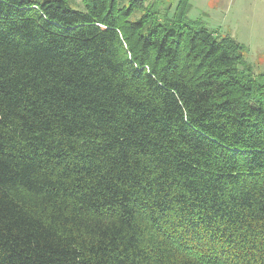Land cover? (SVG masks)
Wrapping results in <instances>:
<instances>
[{
    "label": "trees",
    "instance_id": "obj_1",
    "mask_svg": "<svg viewBox=\"0 0 264 264\" xmlns=\"http://www.w3.org/2000/svg\"><path fill=\"white\" fill-rule=\"evenodd\" d=\"M0 0V264H264V71L189 0Z\"/></svg>",
    "mask_w": 264,
    "mask_h": 264
},
{
    "label": "rangeland",
    "instance_id": "obj_2",
    "mask_svg": "<svg viewBox=\"0 0 264 264\" xmlns=\"http://www.w3.org/2000/svg\"><path fill=\"white\" fill-rule=\"evenodd\" d=\"M149 3L153 0H145ZM171 5L179 0H156ZM188 18L201 20L215 35H229L244 46L245 61L254 74L264 71V0H189ZM76 8L80 0H73Z\"/></svg>",
    "mask_w": 264,
    "mask_h": 264
}]
</instances>
